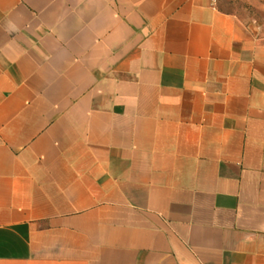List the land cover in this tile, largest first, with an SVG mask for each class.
<instances>
[{
  "label": "crops",
  "instance_id": "1",
  "mask_svg": "<svg viewBox=\"0 0 264 264\" xmlns=\"http://www.w3.org/2000/svg\"><path fill=\"white\" fill-rule=\"evenodd\" d=\"M0 264H264V38L219 0H0Z\"/></svg>",
  "mask_w": 264,
  "mask_h": 264
},
{
  "label": "rangeland",
  "instance_id": "2",
  "mask_svg": "<svg viewBox=\"0 0 264 264\" xmlns=\"http://www.w3.org/2000/svg\"><path fill=\"white\" fill-rule=\"evenodd\" d=\"M222 9L233 12L264 38V0H219Z\"/></svg>",
  "mask_w": 264,
  "mask_h": 264
}]
</instances>
